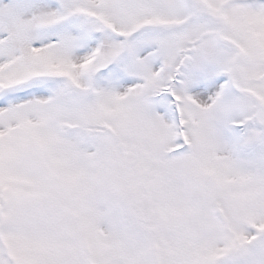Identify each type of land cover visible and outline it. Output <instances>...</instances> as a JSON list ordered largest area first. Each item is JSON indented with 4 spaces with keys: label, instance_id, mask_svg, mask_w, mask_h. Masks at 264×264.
<instances>
[{
    "label": "snow or ice",
    "instance_id": "obj_1",
    "mask_svg": "<svg viewBox=\"0 0 264 264\" xmlns=\"http://www.w3.org/2000/svg\"><path fill=\"white\" fill-rule=\"evenodd\" d=\"M0 264H264V0H0Z\"/></svg>",
    "mask_w": 264,
    "mask_h": 264
}]
</instances>
